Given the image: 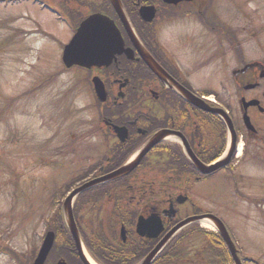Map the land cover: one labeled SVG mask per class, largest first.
Wrapping results in <instances>:
<instances>
[{
    "label": "rangeland",
    "instance_id": "rangeland-1",
    "mask_svg": "<svg viewBox=\"0 0 264 264\" xmlns=\"http://www.w3.org/2000/svg\"><path fill=\"white\" fill-rule=\"evenodd\" d=\"M49 1L61 7L65 0ZM213 5L219 16L210 9L208 18L221 19L237 32L245 58L264 60V0H212L211 8ZM42 9L33 0H0V264L28 262V254L55 225L49 226L48 219L65 193L86 175L96 173L103 161L95 147L98 157L93 164L86 162L95 150L90 143H79L89 140L86 121L93 117L94 94L79 85L84 81L83 70H68L62 63L61 42H68L69 26ZM162 30V39L170 38V52L177 53L189 75L196 72L190 76L197 92L214 89L224 99L228 98L223 95L224 87L229 84L236 94L232 71L237 66L228 38L220 40L219 33L198 21L196 12L172 18ZM222 48L229 63L218 62ZM198 63L203 67L197 68ZM239 98L225 101L235 113ZM256 117L264 132V114ZM75 136L76 142L71 139ZM263 147V141L246 144L248 151L262 152ZM252 157L253 153L246 156L235 171L264 179L263 161L257 160L254 166ZM220 174L215 181L196 184L191 192L198 195L204 211L211 209L226 221L242 256L249 259L247 264H264V201L258 202L264 199V190L247 180L242 189L251 198L241 199L226 175ZM105 208L94 214L107 223L112 203ZM86 213L90 217L88 210ZM65 244L62 233L56 246L66 249ZM207 244L204 235L194 233L183 241V253L192 247L186 255L190 256ZM203 254L211 258V264L217 263L218 251Z\"/></svg>",
    "mask_w": 264,
    "mask_h": 264
},
{
    "label": "flooded vegetation",
    "instance_id": "flooded-vegetation-1",
    "mask_svg": "<svg viewBox=\"0 0 264 264\" xmlns=\"http://www.w3.org/2000/svg\"><path fill=\"white\" fill-rule=\"evenodd\" d=\"M211 1L183 0L176 4L164 0H125V8L141 41L140 44L131 38L109 0H65L61 7L58 6L59 3L53 4L64 14L69 24L70 37L91 14L110 15L121 30L126 47L131 48L133 52L132 58L123 53L117 55L109 65H95L85 69L92 76H99L106 88V101L100 103L99 125L94 127L96 143H100L102 149L103 143L105 145L104 162L100 169L103 175L115 170L130 150L144 144L152 135L158 131L165 133L163 141L159 143L166 153L163 155L165 165L157 167L156 162L149 161L147 155V159L144 158L139 167L127 175L123 182L111 184L113 191L98 211H95L102 213L107 203H112L110 219L107 223L104 219L103 226L106 231L115 228L117 244L125 246V249L117 251L119 255L140 254L145 257L174 226L172 223L178 219L179 213L191 206L188 200L182 203L173 202V197L177 198L183 189L174 195V192L164 188L167 178L169 181H181L191 175L200 179L199 173L193 169L194 173L186 170V166L191 164L186 149L190 147L202 160L205 157L211 160L218 157L219 151L223 150L226 143V134L220 129V117L192 105L179 92L178 87L183 85L198 96L203 93L197 92L192 82L191 76L196 72H192L190 76L177 58V53L170 52V38L162 39V27L165 23L171 22L172 18H184L193 12H196L198 21L203 24L204 20L207 27L215 29V20L208 18L210 9L214 15ZM143 6H152L155 17L151 22L141 15L140 9ZM145 14L148 15L149 10L145 11ZM211 31L216 33V30ZM233 34V31L225 30L223 37ZM148 54L163 68L166 75L155 70L147 62ZM249 63L252 65L240 73L242 77L236 82V86L242 90L243 96L258 99L261 106H264V77L261 76L264 72V62L249 60L243 64L245 66ZM196 66L203 67L202 63ZM215 92V100L219 103V93L216 90ZM243 113L241 104L236 114L231 113L239 137L244 131L252 138L257 137L259 130L254 132L246 128ZM248 114L256 126L260 121L256 114H264V110L261 111L259 106H251ZM116 126L126 129L115 130ZM179 164L182 170L171 167ZM172 203L175 207L173 212ZM80 224L82 227V223ZM158 224H162L165 230L160 234L163 235L156 239L151 235L157 233ZM168 248L160 255L163 259L169 253L166 251ZM53 255H56V258L66 257L68 264H83L59 245L53 249ZM95 256L103 261V253ZM195 261L192 260V263ZM155 262L153 264H156ZM160 262L162 259H159Z\"/></svg>",
    "mask_w": 264,
    "mask_h": 264
},
{
    "label": "water",
    "instance_id": "water-1",
    "mask_svg": "<svg viewBox=\"0 0 264 264\" xmlns=\"http://www.w3.org/2000/svg\"><path fill=\"white\" fill-rule=\"evenodd\" d=\"M112 1L117 11L121 15V18L123 19L124 24H126V26L128 27L127 25L128 21L123 12L121 1L120 0H112ZM165 1L177 2L179 0H165ZM125 51L128 53V51L124 49V41L122 37L120 36L119 30L117 29L115 23L108 17L102 16V15H93L92 17L88 18L84 23H82L75 37L72 39V41L69 44L65 46V49L63 52V62L68 68L74 65H80L83 67H90L95 64L96 65H102V64L109 65L112 59L116 56V54H121ZM146 60L155 70H158L161 73L165 74L164 70L155 62V60L152 57L148 55L146 56ZM179 87L181 88V91L188 98L189 101L198 105L202 109L220 114L225 119V121L228 124L229 129L231 130V133L233 136L232 137V148L230 150L229 156L226 159L221 160L220 162L214 165L207 166L201 163L197 159V157L192 154V157L195 160L197 166L203 172L205 173L211 172L219 168L220 166L227 164L233 154L235 144H236V131H235L233 122L230 116L228 115V113L224 109L211 107L204 100L197 98L195 95H193L191 92H189L185 88L181 86ZM97 89H98V85H97ZM243 101L245 102L246 108L250 105L259 104L258 100H252L250 102H246L245 100ZM245 121H246V124L249 126V128L253 129V126L251 125V122H250V118L247 114H245ZM148 149L149 148L145 149L141 153L139 160ZM135 165H136V162L125 165L106 177L94 179L88 183H85L84 185L73 190L70 193V195L67 197L64 203L66 221H67L69 230L72 233L73 238L75 240V244L77 246L79 254L85 262H86V259H85L84 254L82 253L81 237H80L79 229H78V226L76 224V220L73 214L74 199L79 193L95 185H98L110 179L119 178L129 173L135 167ZM201 218H209L215 222L219 231L221 232L222 236L227 242L233 257L236 260V263L242 264L241 259L238 255V250L233 240L230 238L227 228L225 224L223 223V221L213 214H205L202 216L192 217L188 221L195 220V219H201ZM181 225H183V223L175 227L173 230H177ZM160 231H161V228L158 229L157 234L151 235V236H157L160 233ZM54 240H55V233L51 231L46 235L42 248L39 251L38 256L36 257L35 261L32 264H45L48 258V255L53 247ZM165 241L166 239L163 240L156 247V249L145 259V261L142 264H150L153 258L155 257V255L161 249L162 245L165 243ZM58 264H66V263L64 260H60ZM86 264L88 263L86 262Z\"/></svg>",
    "mask_w": 264,
    "mask_h": 264
},
{
    "label": "trees",
    "instance_id": "trees-1",
    "mask_svg": "<svg viewBox=\"0 0 264 264\" xmlns=\"http://www.w3.org/2000/svg\"><path fill=\"white\" fill-rule=\"evenodd\" d=\"M123 180L124 179H121L113 183L114 185H116L118 182L120 183L123 182ZM114 187L116 186H113V188ZM112 191L113 189L111 187V184L107 183V184H103L102 186L94 187L82 193L76 205V211H78L80 207L83 208L84 206H86L87 208L89 206L92 213L90 214V218H88L87 216L86 218H88L89 223L95 222L96 221L95 217H97V214H94L96 213L95 211H98V209L104 204V201L107 199V196ZM79 216L80 215L77 214V218H78L77 220L79 221L80 219L79 223H82L85 220V217L81 216L79 218ZM49 222L50 225L54 223L55 224L54 228L57 231L62 232V229H60V225L64 223L62 209H58L57 211H55L52 217L50 218ZM98 224L99 225L95 229L94 237L88 238L85 236L84 239L87 245L89 246V248L91 249V251L96 252L94 253L95 255L100 256L103 253V261H101L103 262V264H133L141 257L140 254L126 255V256L119 255L117 251L118 250L121 251L122 249H125V246H123L122 244H117V240L115 239L116 238L115 228H110L109 231H106L104 229L101 220L98 221ZM65 230L67 229L65 228ZM66 234L68 235L69 242H71V245L74 250L73 239L71 238V235L68 232H66ZM219 250L222 252V249L220 247ZM12 254L15 257L17 256L19 258V256L16 255L15 252L11 253V255ZM36 254H37V248H35L32 251V253L28 254L29 255L28 262L24 264H30L31 260H34V258L36 257ZM221 257H223V259L220 261V263L223 264L226 260V253L224 251L222 252ZM205 260L203 261L202 264H208L207 262H205ZM194 264H199V263L196 262Z\"/></svg>",
    "mask_w": 264,
    "mask_h": 264
}]
</instances>
